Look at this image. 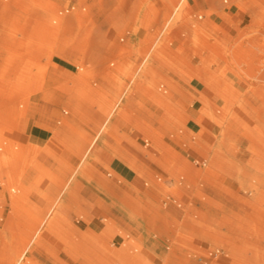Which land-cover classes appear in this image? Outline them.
<instances>
[{
	"label": "rangeland",
	"instance_id": "rangeland-1",
	"mask_svg": "<svg viewBox=\"0 0 264 264\" xmlns=\"http://www.w3.org/2000/svg\"><path fill=\"white\" fill-rule=\"evenodd\" d=\"M37 1L0 0V264H13L22 250L21 264H124L132 254L142 264H264V0H206L198 12L185 6L158 43L175 8L171 0H51L61 16L74 17L73 27L65 32L63 19L48 18L42 37L20 29L30 18L34 27L28 12L40 7ZM234 5L242 9L237 16L227 12ZM197 21L206 22L202 29L193 26ZM110 30L120 34L119 45L109 43ZM55 36L75 40L73 61L63 59L70 77L53 75L48 50ZM82 58L87 72L77 77ZM24 71L29 74L19 85ZM72 80L71 90L60 87ZM28 92L40 97L36 119L52 132L68 122L73 140L94 137L75 146L72 156L47 145L52 153L34 161L45 147L25 151L6 135L25 119L31 101L23 107L21 100ZM69 102L83 108L82 129L63 118ZM112 111L123 115L114 133L119 139H110L111 148L120 147L117 154L107 161L91 150L82 163L101 125L86 115L109 118ZM193 112L208 118L205 142L189 123ZM126 141L135 150L122 149ZM114 158L133 169L137 183L113 170ZM42 169L54 178L41 175ZM73 173L71 195L50 211ZM42 177L56 193L39 186ZM48 216L43 237L31 245ZM118 249L116 259L123 262L111 260Z\"/></svg>",
	"mask_w": 264,
	"mask_h": 264
},
{
	"label": "crops",
	"instance_id": "crops-1",
	"mask_svg": "<svg viewBox=\"0 0 264 264\" xmlns=\"http://www.w3.org/2000/svg\"><path fill=\"white\" fill-rule=\"evenodd\" d=\"M175 6L177 3V0H171ZM187 3V8L189 10H193L195 12H198L201 8H202V4H205L207 1L206 0H200V2L198 3L197 1L195 2L194 0H185ZM247 8H249L252 11V16H253V20L258 18L257 15V11L256 8L253 6H249V4L247 5ZM184 9V8H183ZM179 11L178 17L181 14L182 10ZM175 10V8H174ZM168 16L166 23L165 24H171L172 21L175 19L173 17V12ZM229 14H231L232 16H237L242 12V9H240L238 6L234 5L233 8L229 9L227 11ZM174 18V19H173ZM209 22V21H207ZM211 24L213 25V21H210ZM209 22V23H210ZM206 22H195V24L193 26L195 27H199L202 29V27L205 25ZM167 24V25H168ZM183 27H187V25H183ZM167 26L163 27L162 30H166ZM136 36H140V29L136 32L135 34ZM109 43L114 44V45H119L122 42V38L120 37V34L118 33L117 30H110L109 34L107 36ZM74 51L73 48H70L68 46L65 45H60L58 48V55L63 58V59H68V60H72L71 54ZM150 57H148L146 60H143L141 62H143V67L140 69V74L144 71V69L146 68V66L148 65V61H149ZM57 65H59L61 68H63L65 71H63L61 68L57 69L54 68L53 71L55 73H53V75L55 76V74H61L65 77H69L66 74L67 72H72L71 68L69 67V65H67L65 62H63L62 60H56L54 61ZM140 62V63H141ZM78 64V61H77ZM139 65V63L137 64ZM65 83H63L60 87L64 86ZM162 87L166 90V92H168L167 88L165 87V85H162ZM162 89V88H161ZM34 96V95H33ZM31 97L30 99V104H29V109L26 110V115H25V119L21 121L20 125L18 126V128L13 129V128H9L6 131V135L12 139L18 140L20 142L23 143V149L25 151H30L32 150V148H34L35 146H41V147H45L43 148L37 155L34 161H36L38 158H40V156L42 155L43 152L45 153H52V150L49 147H46L47 145H54V149L56 151L57 154H60L62 156H72L75 154L74 149L77 147H79L80 145H84L88 142V139L93 138L94 135L89 133L87 136L83 137V139L81 140V142H79V140H73V137L70 136V134L68 133L69 131H71V129L69 128L68 122H65L66 124H61L60 126L57 127H51V129H53V132L50 130V127L46 126L45 124V120L42 122L41 120H37L36 119V115L37 113L40 112V97L39 96H34ZM157 97V96H156ZM162 97L160 95H158L157 100L159 102L162 101ZM78 103H72L69 102L68 104L65 103V108H64V119H70L72 122H74L76 125H78V127H80L82 129L81 126H79L78 123V119L83 118V114L82 112H79L78 110ZM91 117L94 121H97L99 123H101V125L99 126V128L97 129L96 133L99 134L98 138H97V142L93 148H92V152L91 154H96L99 156H102L105 160H109V156L114 154H117V150L120 148H115V147H110V139L111 138H116L117 140L119 139L114 133H116V131H118V126L117 124L120 122V117L123 116L120 112L118 113H113L112 116H110L109 118H106L104 114L102 113H97V114H87V118ZM61 118V119H63ZM98 118V120H97ZM101 120V121H100ZM89 121V120H88ZM63 121L60 120V123H62ZM193 124V127L196 128L198 135L200 136L201 141L205 142L206 140V130L208 129L207 127V122L208 118H206V116H204L201 113H197L195 114L190 113V120L189 123ZM36 124V125H34ZM231 129V127H229ZM88 133V131H87ZM95 133V134H96ZM53 135L58 137L59 139V143H66L67 145V149L63 148L62 145L57 144L56 142H54L53 140ZM126 138V137H125ZM226 138V137H225ZM227 139V138H226ZM124 144V146L122 145ZM121 144V147L123 146L122 149L127 150L128 152L131 150H135V147H133L130 143H128L127 141ZM76 146V147H75ZM114 149V152L111 149ZM110 166L113 168V170L115 172H117V174L123 178H125V180L127 182H130L132 184H135L138 182L139 177L137 174L134 173L133 169H131L125 162H123L120 159H112V161L110 162ZM42 168V167H41ZM40 168V169H41ZM47 171H49L48 169H46ZM46 170L42 169L41 170V175H45L46 176ZM49 178H54V174L49 171ZM76 176V173H73L70 178L68 179L67 182H69V180L72 178V176ZM44 180L45 178L42 177V183L39 184V186L44 190L47 191L49 194H54L56 193V186H50V183L48 182L47 185L44 184ZM46 181V180H45ZM66 182V184H68ZM66 184L64 186H66ZM63 186V187H64ZM49 187V188H48ZM41 200V199H40ZM42 201H45L44 199H42ZM138 222V221H137ZM126 233V232H125ZM128 234V233H127Z\"/></svg>",
	"mask_w": 264,
	"mask_h": 264
},
{
	"label": "bare ground",
	"instance_id": "bare-ground-1",
	"mask_svg": "<svg viewBox=\"0 0 264 264\" xmlns=\"http://www.w3.org/2000/svg\"><path fill=\"white\" fill-rule=\"evenodd\" d=\"M13 1H15L16 3H18V4H20V3H22L24 0H13ZM86 1V0H85ZM35 2V1H34ZM37 2H40V9L38 8V9H33L32 11L31 10H29V15L30 16H32V17H34L33 18V20H35V21H33L34 23V27L32 28V29H30V26H31V21H32V18H30L31 19V21L29 22V21H27L26 23H25V25L23 24V26L20 28L21 29V32L22 33H24V34H33V36H38V37H42V36H44L45 35V33L50 29L49 27H45V25H44V21L46 20V19H48V18H50L51 19V21H55V22H58V21H60L61 19H63V23H64V29H65V32H70L71 30H72V27H73V22H74V17L72 16V15H70V16H67V17H63V16H61L60 15V13H59V9H58V5H57V3L56 2H54V1H51V0H41V1H37ZM36 3V2H35ZM37 4L38 3H36V5L35 6H37ZM30 6V5H29ZM67 6V5H66ZM185 6H187V3H186V1L185 0H180V2H178V4L176 3V6H175V10H174V12H173V17L174 18H176L177 16H178V14H179V11H181V9H183V8H185ZM42 8V9H41ZM43 9L45 10V11H48V12H50V14H49V16L48 17H46V16H44V13L42 12L43 11ZM58 9V10H57ZM216 9V8H215ZM24 10V9H23ZM25 10H26V8H25ZM28 10V9H27ZM75 14V13H74ZM28 16V15H27ZM75 16V15H74ZM173 18V19H174ZM67 19V20H66ZM64 20H66L65 22H64ZM217 20V19H216ZM223 20V19H222ZM120 21V20H119ZM18 23V22H17ZM213 23V22H212ZM168 24V23H167ZM167 24H165V27L167 26H169V24L167 25ZM213 26H215V28H217L218 30H220V31H222L221 30V27H218V26H216V24L214 25V23H213ZM16 27V26H15ZM28 29H30V30H28ZM51 30H53L54 32H55V28H51ZM165 31L166 30H164L163 32H161L159 35H158V37L156 38V42L158 43V42H160V40L163 38V36H164V33H165ZM58 36H55V38H53V41H52V43H54L50 48H49V50H48V60H49V63H51L55 68H61L59 65H57L54 61H53V58H54V56H58V57H60L57 53H58V48H59V46L60 45H65V46H68V47H70V48H73L74 50L76 49L75 48V40H72L73 38H69V39H64V40H62V39H58L57 38ZM37 39V38H36ZM40 39V38H39ZM154 48H155V45L154 46H152L151 47V49H150V51L147 53V55L144 57V60H146L148 57H151V55H152V53H153V51H154ZM82 54V53H81ZM15 60H17V59H15ZM62 61H63V58L61 59ZM19 61V60H18ZM17 61V62H18ZM64 62V61H63ZM21 63V62H20ZM143 62H139V65H138V69L135 71V75L136 76H139V74H140V69L143 67V64H142ZM163 64V63H162ZM78 68H79V72H78V74H77V77L78 76H84L85 74H86V72H87V68H86V64H85V61H84V58H82L79 62H78ZM12 67V66H11ZM13 68V67H12ZM226 68L231 72V67H229V65H227L226 66ZM63 71H65L63 68H61ZM232 73V72H231ZM28 74H29V72H28ZM28 74H27V72L26 71H24L23 73H22V75L20 76V79H19V85H20V83H22L23 82V79H25V77L26 76H28ZM66 74H67V76H72V73L71 72H67L66 71ZM76 79V78H75ZM74 79V80H75ZM74 80H72L71 82H66L65 84H64V86H62L61 88L65 91V90H67V89H72L73 88V81ZM5 83V82H4ZM13 83V82H12ZM72 83V85H70ZM17 84V83H16ZM18 85V87H17V85L15 86V87H13V89L16 91L17 90V88H19L20 86ZM43 89V88H42ZM47 90V89H46ZM27 92V91H26ZM39 92V91H38ZM34 94H32L31 92H28V94H26L25 96H24V98L21 100V103H22V105H23V107H25V104H26V100L27 99H31V97L33 96ZM72 96L74 97V96H76V95H74V93L72 94ZM51 97L52 96H50V98H49V100H51ZM77 97V96H76ZM77 99H79L78 97H77ZM77 101H79V100H77ZM121 101H122V98H120V100L116 103V105H115V111H116V109L119 107V105H120V103H121ZM80 102V101H79ZM78 102V110H79V112H82L83 113V108L81 107V104ZM26 111V110H25ZM114 111V112H115ZM113 111L111 112V116H112V114L114 113ZM259 116V115H258ZM260 117H261V115H260ZM259 117V118H260ZM251 119V118H250ZM261 119V118H260ZM253 120H254V118H253ZM246 121V120H245ZM240 122H243V121H241L240 120ZM248 122V121H247ZM255 122H256V119H255ZM234 123V122H233ZM258 123V122H257ZM242 125L245 127V128H247L248 129V126L246 125V123H242ZM258 125V124H257ZM256 127V126H255ZM249 130V129H248ZM245 131V130H244ZM243 131V132H244ZM254 135V134H253ZM54 137V136H53ZM257 137V136H256ZM258 140H259V138H258ZM96 142L97 141H93L92 142V145H91V147L88 149V151L86 152L87 154L85 155V157H84V160H82V163H84L85 162V160L87 159V157H88V155H90V152H91V150H92V148H93V146L96 144ZM202 145V144H201ZM193 150V149H192ZM198 154V153H197ZM202 157V156H201ZM204 159V158H203ZM210 159V165L212 166V167H214V165H215V160L213 159V158H209ZM196 161V160H195ZM211 167V168H212ZM46 170V169H45ZM46 177H48L49 176V174H50V172L49 171H47L46 170ZM206 172V171H205ZM135 173V172H134ZM136 174V173H135ZM208 174V173H207ZM74 177H75V174H74V176H72V178L69 180V182H68V184H66V186H64L63 188H62V190H61V192H60V194H59V196H58V198H57V200L56 201H54V204L52 205V208L50 209V211H54V209L58 206V204H59V202H60V200H62L63 199V196L67 193V195H68V198H69V196L71 195V191L69 190V187H70V184L72 183V181H73V179H74ZM139 177V176H138ZM164 178V177H163ZM224 183V182H223ZM20 186V185H19ZM104 189H106V188H104ZM20 190V189H19ZM69 190V191H68ZM112 191V190H111ZM23 192V191H22ZM74 195V194H73ZM45 197H47V194L45 195ZM73 197V196H72ZM48 200H50V199H48ZM79 201V200H78ZM62 204V203H61ZM63 205V204H62ZM119 206V205H118ZM130 206V205H129ZM61 207V206H60ZM130 208V207H129ZM49 217L50 216H48V218L47 219H45L42 223H41V225L39 226V228H38V230H37V232L35 233V235L33 236V238L31 239V241H30V244L31 245H33V244H35V243H38V241L40 240L39 238L41 237H43V232H42V229L48 224V220H49ZM110 222H111V224H115V223H113L114 221L113 220H110ZM53 223H54V220L53 221H51L50 223H49V225H48V227H47V229H51V226L53 225ZM92 223V222H91ZM139 223V222H138ZM140 224H142V222H140ZM115 226V225H114ZM106 228H108L107 226H106ZM41 233V234H40ZM212 236V235H211ZM214 239H216V240H220L221 242H223L224 244H227V242L225 241V239H222V238H220V237H213ZM43 245V244H42ZM38 246V245H37ZM37 248V247H36ZM54 252V251H53ZM121 254V250L120 249H118V250H116V251H114V253L112 254V257H111V260L112 261H121V262H123V260H117L116 259V256H118V255H120ZM133 256V257H132ZM56 258V257H55ZM26 261V253H25V250H22L19 254H18V259H17V261H15L13 264H21L22 262H25ZM111 261V262H112ZM124 264H142L141 263V260L139 259V256H138V254H132V255H130L128 258H125V261L123 262ZM117 264V263H116Z\"/></svg>",
	"mask_w": 264,
	"mask_h": 264
}]
</instances>
